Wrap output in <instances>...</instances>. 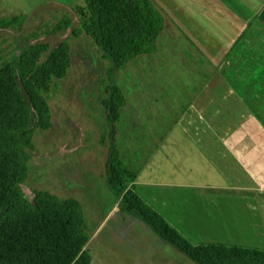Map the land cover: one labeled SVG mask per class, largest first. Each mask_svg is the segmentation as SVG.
<instances>
[{"label":"rangeland","instance_id":"obj_1","mask_svg":"<svg viewBox=\"0 0 264 264\" xmlns=\"http://www.w3.org/2000/svg\"><path fill=\"white\" fill-rule=\"evenodd\" d=\"M81 4L82 0H0V20L26 18L22 32L0 29V54L17 55L36 43L57 47L64 40L71 48L68 74L55 82L48 97L52 128L34 135L23 186L26 197L32 201L36 192H48L82 205L91 264H194L172 246L155 247L159 237L126 216L120 201V211H113L118 199L107 185L106 165L113 137L120 162L128 169L139 165V152L155 146L185 110L188 100L177 96L196 89L190 83L194 68L189 64L201 56L170 20L155 55L135 59L109 80L111 62L103 60L102 50L86 35L73 36L77 25L73 10ZM65 16L74 18L66 32L34 38L46 26L51 32ZM111 81L126 98L115 135L101 103L112 95Z\"/></svg>","mask_w":264,"mask_h":264},{"label":"crops","instance_id":"obj_2","mask_svg":"<svg viewBox=\"0 0 264 264\" xmlns=\"http://www.w3.org/2000/svg\"><path fill=\"white\" fill-rule=\"evenodd\" d=\"M154 1L201 58L136 192L194 244L264 250V0Z\"/></svg>","mask_w":264,"mask_h":264},{"label":"trees","instance_id":"obj_3","mask_svg":"<svg viewBox=\"0 0 264 264\" xmlns=\"http://www.w3.org/2000/svg\"><path fill=\"white\" fill-rule=\"evenodd\" d=\"M73 13L77 19L73 36L86 35L102 50L103 60L111 62L109 80L135 59L156 54L161 33L170 22L154 0H82ZM25 21L24 16L1 19L0 29L22 32ZM73 22V17L65 16L51 32L46 26L34 38L66 32ZM71 63L67 40L57 47L36 43L17 55L0 54V264H91L82 205L48 192H36L31 201L23 189L34 135L53 125L48 97L55 82L67 76ZM110 84L112 95L101 103L115 135L126 98ZM117 154L113 137L106 181L124 213L194 264H264V250L191 242L137 194L134 182L139 168H126Z\"/></svg>","mask_w":264,"mask_h":264}]
</instances>
